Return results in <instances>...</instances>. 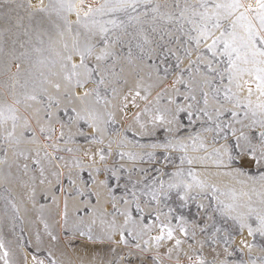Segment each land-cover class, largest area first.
Wrapping results in <instances>:
<instances>
[{
  "label": "snow or ice",
  "instance_id": "1",
  "mask_svg": "<svg viewBox=\"0 0 264 264\" xmlns=\"http://www.w3.org/2000/svg\"><path fill=\"white\" fill-rule=\"evenodd\" d=\"M0 2L9 3V0ZM31 7V0H28L27 8ZM36 8L46 15L55 13L69 33L72 32V24L68 16L74 15L76 31L71 48L65 43L63 52L55 53V59L37 61L48 68L47 74L41 72L31 85L25 81L20 85L23 91L19 93L15 91L16 84L13 83L11 102L0 99V151L4 153L0 157V165L8 163L6 157L11 151L13 157L31 161V165L23 164L25 175L29 171H38L39 184L53 186V180L45 176L46 166L51 168L56 162L57 167L83 168L79 159L68 161L56 155L59 152L79 151L61 147V142L64 145L73 143V136L78 134L85 136L89 144L104 145L103 137L114 132L117 138L109 139L107 153L103 147H98L91 155L87 151L84 155L94 163L96 157L99 162H104L113 155L115 143L121 149L116 153L119 161L127 160L133 167L126 169L116 161L111 168L105 167V172L110 171L117 180L122 169L127 172L128 182L123 185L125 195L120 199L124 205L135 203L141 220L146 210H150L149 216H154V220L143 224L140 231H135L126 228L132 222L128 208L118 210L119 215L124 217V224L118 229L113 220L108 224L104 236L99 238L111 241L112 235L119 230L118 243L126 245L129 252L121 255L116 264L121 261L124 264H133L134 261L136 264H164L166 259L171 260L173 253L178 254L186 243L189 251L184 255L188 264H236V261L228 259L232 255L229 249L235 240V228L238 227L241 235L246 229L249 237L257 233L264 237V0H48L47 5H44V0H39ZM28 15L31 18L33 14ZM16 27H20L19 21ZM24 34L28 35V32ZM60 35L63 36V32ZM33 51L40 53L42 49L34 48ZM28 55L27 51L21 53V56ZM74 58H78V63L73 62ZM90 59L96 61L94 67L89 65ZM148 60L153 61L148 67L156 70L158 81H164L169 73L174 77L171 81L172 92L167 98L168 106L162 107L160 104L164 92H158L152 100L149 99L153 85L143 86L142 79H137L134 88H129L123 94L113 86L124 71L123 67L119 73L115 71L121 61L134 66V62L145 65ZM156 60L164 66L163 76L159 74ZM170 60L174 63H169ZM57 65L59 71L53 72ZM15 67V75H18L21 65L16 63ZM54 75L64 81L67 93L83 90V95L78 97L83 106L79 111L73 109L75 116L71 123H86L91 129L90 137L79 128L75 134L71 131L65 133L64 123H60V131L56 135L53 121H60L52 109H58V102L48 96V105L44 107L41 99L47 92L46 84L60 91L61 84L51 79ZM89 83L94 85L90 90L86 88ZM181 85L183 92L178 87ZM102 86L104 93L101 92ZM178 96H183L184 103L177 102ZM253 96L256 97L255 101ZM86 98H91L92 102L89 103ZM117 98L119 104L114 105L113 101ZM137 99L145 102L143 108ZM101 105L105 109L103 113L99 111ZM21 107L25 111L32 110L31 118L36 121L45 143L40 144L30 119L20 114ZM113 107H117L125 116L132 109H137L131 112V119L123 131H109V127L115 123V113L110 110ZM185 119L187 124L183 123ZM197 122L199 127H195ZM67 127L70 129L71 124ZM128 132L132 133L133 139L126 135ZM160 132H163L162 140L159 138ZM136 136L156 139L141 144L135 141ZM48 141L53 143L49 144ZM21 144L35 145V148L21 149ZM128 145L142 151H124ZM49 148L52 152L48 151ZM137 164H148L149 168H137ZM193 165H199L203 173L194 171ZM16 167L19 169L20 165L16 164ZM92 171L98 172L99 169ZM50 174L55 178V184L59 185L62 173L53 170ZM133 175L137 179L133 180ZM202 176L229 177L240 188H221ZM7 179L0 175V181ZM36 179L29 177L32 183L21 184L27 188L33 206L36 203ZM77 179L78 175L76 179L70 175L69 184L75 185ZM100 184L107 187L106 181ZM59 190L64 192L63 186ZM76 191L82 194L78 188ZM129 193L131 199L128 198ZM42 194L45 199L51 197L52 205L59 206V198L51 187ZM109 196L115 209L118 201L112 195V189H109ZM68 199L65 195L63 211L59 213L60 219L65 222ZM225 199L229 202H225ZM170 201L176 207L169 206ZM7 203L16 214L13 221L19 219L17 205L11 199ZM193 203L200 220L189 221L180 210L189 209L191 215L190 206ZM254 203L259 207H254ZM164 207H167V211L163 210ZM44 210L45 205L41 204L40 213ZM49 211L54 212L55 209L49 207ZM112 215L115 216V213ZM38 218L43 223L49 243L45 245L39 232L34 241L26 242L23 229L17 234L13 222L14 239L6 241L0 235V264H61L53 251L58 238L42 215ZM253 219L255 227L251 223ZM229 221L232 222L230 225ZM92 223H95V219ZM189 226L193 229L191 233ZM153 228L157 234L149 235L141 244L143 235L151 233ZM125 230L128 236L137 240L135 245L128 244ZM80 235H85V232L81 231ZM87 236L89 240L97 239L92 235L90 226ZM189 240L193 243H188ZM168 243L171 246L162 252V247ZM206 245L223 246L225 258L217 259L219 253H216V248H211L216 256L208 260L202 254ZM240 245L249 251L255 247L246 239H242ZM261 251L264 252V248ZM258 260L259 264H264V257ZM177 264H180L179 260ZM240 264H244V261H240ZM247 264H257V260L250 258Z\"/></svg>",
  "mask_w": 264,
  "mask_h": 264
},
{
  "label": "rangeland",
  "instance_id": "2",
  "mask_svg": "<svg viewBox=\"0 0 264 264\" xmlns=\"http://www.w3.org/2000/svg\"><path fill=\"white\" fill-rule=\"evenodd\" d=\"M102 2V0H98ZM28 0H9V3L0 2V47L3 48V51L0 52V99H5L11 102V92L13 91L12 85L16 84L15 91L17 93L22 92L23 89L20 85L24 84L25 81L31 82L39 78L41 72L45 74L48 73V68L45 65H40L37 63L40 59H55L56 52H63V45L68 44L69 48L72 46V38L76 31L75 25V16H68L69 23L72 24V32L69 33L64 28V22L60 20L55 13L51 15H46L37 11L36 5L39 3V0H31L33 7L27 8ZM48 4V0H44V5ZM17 5H24L25 7H17ZM95 6V3H93ZM28 13H32V17L29 18ZM19 21L20 27L17 28L16 24ZM83 31V29H80ZM28 32V35H25V32ZM63 32V36L60 33ZM15 41V43H13ZM42 42V43H41ZM21 44L24 46L21 47ZM34 48L42 49V52H34ZM28 52V56H21V53ZM126 52L127 49L125 48ZM14 52V55L12 54ZM73 62L78 63V58H74ZM16 63L21 65L19 69V74H17V68L15 67ZM90 66H95L96 61L90 59L88 61ZM110 63V61L108 62ZM153 61L148 60L145 65H136L129 66L126 62L121 61L117 66L115 71L120 72L121 67L124 68L123 73L119 78L118 83L113 86L119 88L120 92L126 93L129 88H134L135 82L137 79L143 80V86L153 85L151 88V95L149 99L152 100L158 92H164V98L160 101L162 107L167 105L168 94L172 92L171 81L174 78L171 73L167 76L164 81H158L156 79L157 72L156 70L148 67L152 64ZM155 63L159 65V74L164 75L163 65L160 64L159 60H156ZM169 63H174L170 60ZM53 72L59 71V66L52 70ZM151 74V75H150ZM15 75V81L13 76ZM99 79V77H96ZM111 79V77H109ZM53 82H59L61 84V89L59 92L56 91L51 84H46L44 87L47 89V92L41 97L44 101V107L48 105V96L55 98V101L58 102V109L54 107L52 111L55 113V116L59 118L60 122L53 121V124L57 130L56 135L60 131V123H64L66 127L64 128L65 133L71 131L72 133L77 132V128L83 130L86 136H91V129L86 123L80 121L77 123H71L72 118L75 116V112L79 111L82 108V104L78 97L83 95V90H73L71 94L67 93L64 88V81L58 75L51 77ZM127 80V83H125ZM94 87L93 84L89 83L86 85V88L89 90ZM180 87L183 92V86ZM101 92L104 93L103 86L101 87ZM110 92V89H109ZM141 94L143 95V89H141ZM243 95V94H242ZM109 98H111L109 96ZM88 99L91 103V98ZM178 103H184L183 96L176 97ZM253 101L256 97L253 96ZM137 103L141 108L144 106V101L137 99ZM114 105L119 104V98L113 101ZM34 107H40V105H34ZM131 107V106H130ZM227 107H231L227 105ZM115 113V123L109 127V131L112 132V129L123 131L127 127L128 122L131 119V112H135L137 109H132L131 112L125 116L124 113H120L117 107L110 109ZM99 111L103 113L105 111L104 106H99ZM32 110L29 109L25 111L23 107L20 108V114L29 118L30 123L33 128L36 129L37 138L40 141V144L45 143L42 139L36 121L31 118ZM183 123L187 124L188 121L185 119ZM71 124V128L67 125ZM103 127V125H102ZM195 127H199V122ZM239 127V125H237ZM19 131V129H18ZM126 135L129 139H133L132 133L128 132ZM117 137L115 133L112 132V135H105L104 145H95L89 144L85 139V136H80L78 134L73 136V143L64 145L61 142V147H71L73 149H79L78 152L68 153V152H59L56 153L57 156H63L65 160L79 159L83 165L82 169H77L75 167H57L56 162L53 163L51 168L46 166L45 176L49 180H53V186H49L47 183L44 185L39 184V173L38 171H29L27 175L23 173V164L29 163L31 161H24L22 158L13 157L11 151H9L8 156L6 157L8 163L5 165H0V175L8 177L5 181H0V235L4 236L5 240H12V225L13 222L16 224L15 232L20 233L21 229L24 232L25 241L29 240L34 241V237L37 232L42 236L45 245L49 243V238L43 231V223L38 218L42 215L43 220H45L50 230L57 236L58 240L55 242L53 251L55 252L56 258L61 262V264H116V261L119 260L121 255H126L129 252V248L126 245L119 244L120 239L119 230L112 235L111 241L99 239L103 237L107 231L108 224L115 220L117 228L124 224V217L119 215L118 210H123L128 208V211L132 214V222L126 226L127 229H133L135 231H140L143 224H147L150 221L154 220V216H149L148 211L144 213V219L141 220V215L137 213L135 203L129 205H124L123 200L120 199L125 195V189L123 185L128 182V173L123 169L121 170L120 178L117 180L116 177H113L111 172H105V167L111 168L114 162L119 161V157L116 155L118 149L116 144H113V155L108 156L106 161L99 162V158H95V163L92 160H89L87 156L84 155L85 151L91 155L98 147H103L107 153L106 145L109 139L115 140ZM159 138L163 139V132L159 133ZM135 141L141 144H147L155 141V137H140L136 136ZM47 143L51 144L53 141H48ZM21 149H32L35 148V145H26L21 144L19 146ZM209 150H211V144L208 143ZM124 151L132 152H141L142 150L133 145H128ZM49 152H52V149H48ZM143 151H150V149H144ZM202 155L203 153H192V155ZM31 155V153H30ZM4 153L0 151V157H3ZM124 165L126 169H132V164L127 160L119 161ZM12 165L9 167L8 165ZM16 164L20 165L18 169ZM118 166V165H117ZM34 167V166H32ZM137 168H149L148 164H137ZM93 169H99L98 172H93ZM194 171L197 173H203V169L199 165H193ZM57 171L62 173L60 177V184H55V178L51 176V171ZM209 171L214 172L215 169H209ZM89 172H92V175H89ZM72 176L73 179L77 178L75 185L69 184V176ZM29 177H37L35 180L36 186V196H35V206L33 202L28 198V190L25 187H22V183H32L29 180ZM210 183H216L221 188H235L239 190L240 185L236 184L229 177H205ZM133 180L137 179V176L133 175ZM167 179V177H165ZM95 180V183H93ZM106 181L107 187L101 186L100 182ZM117 185H120L118 187ZM63 186L64 192H61L59 189ZM130 186V185H129ZM52 188L55 191L58 199V207L52 205L51 197L49 196L45 199L42 194L46 189ZM80 190L78 194L76 189ZM109 189H112V195L117 198V206L114 209L112 207L113 201L109 196ZM68 196V210H67V221L60 219L59 213L63 211V199L64 196ZM128 198L131 199V194H128ZM11 199L19 208V219L13 221V217L16 215L11 206L7 201ZM253 197V201H255ZM225 202H229L225 199ZM45 205V210L43 213H40V205ZM143 206V205H142ZM169 206L176 207L175 204L169 202ZM254 207H259L258 204L254 203ZM49 207L54 208V212L49 211ZM164 211H167V207H164ZM186 218L189 221L195 219L200 220V217L196 214L195 204L193 203L190 206L191 215H189V209H182ZM241 211H246V209H241ZM115 213V216L112 215ZM95 219V223L92 221ZM219 219V217H218ZM21 220L23 223H21ZM135 222V223H134ZM175 223V220H173ZM229 225L232 223L228 222ZM252 226L255 227V220L251 221ZM92 229V235L97 239L95 241L89 240L87 236L88 227ZM189 233L193 231L191 226H189ZM84 231L85 235L81 236L80 232ZM157 230L152 229L151 233L144 234L141 239V244L143 239H148L149 235H156ZM235 240L233 241L232 247L229 249L232 252V255L228 257L230 261H236V264H240V261H244V264H247V261L251 258L257 260L258 258L264 257V252L261 251V248H264V237H261L258 233L252 237L247 235V230L245 229L241 235L238 227L233 230ZM125 238L128 241L129 245H135L137 240L133 237L128 236L127 230L124 232ZM183 239V237H181ZM201 238V237H198ZM246 239L248 242L255 245L251 251L247 248H243L240 245V241ZM188 243H193L192 240H189ZM171 243L166 244L162 247L161 251H165L167 247H170ZM198 247V245H197ZM211 248H216V253H219L216 256V253L212 252ZM112 249H115V252H112ZM189 251L188 244L182 245V250L177 254L173 253L171 260H165L164 264H177L179 260L180 264H188L187 257L184 255L185 252ZM150 255L151 250H150ZM202 254L208 259L212 260L214 256L217 259H224L225 254L223 251V246L212 245L211 247L205 246ZM20 259H23V254H21ZM30 260V257H29ZM120 264H124L123 261ZM133 264H136L134 261Z\"/></svg>",
  "mask_w": 264,
  "mask_h": 264
}]
</instances>
